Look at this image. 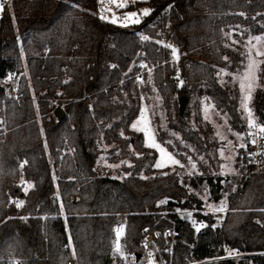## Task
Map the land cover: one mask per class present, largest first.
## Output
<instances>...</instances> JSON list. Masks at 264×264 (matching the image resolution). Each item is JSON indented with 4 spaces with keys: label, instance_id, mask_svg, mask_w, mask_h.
<instances>
[{
    "label": "trees",
    "instance_id": "obj_1",
    "mask_svg": "<svg viewBox=\"0 0 264 264\" xmlns=\"http://www.w3.org/2000/svg\"><path fill=\"white\" fill-rule=\"evenodd\" d=\"M97 6L98 0H11L0 17V80L8 70L17 79L13 99L0 81V264H67L73 256L77 264H141L144 239L158 233L155 246L162 248L164 229L175 240L170 252L160 251V264H264V167L246 176L240 147L237 187L214 225L197 194L203 182L216 201L225 191L209 155L214 130L198 109L193 126L187 105L206 97L232 130H242L245 145L238 89L230 75L220 81L216 72L242 67L241 46L228 34H263L264 0H148L149 15L133 29L102 19ZM166 21L182 47L178 68L155 39ZM142 100L156 139L180 161L173 168L154 167L155 150L131 129ZM250 105L264 125V63ZM102 152L120 165L99 166ZM22 180L32 182L29 190H21ZM176 207L192 209L204 227L196 231ZM119 215L124 258L112 255Z\"/></svg>",
    "mask_w": 264,
    "mask_h": 264
},
{
    "label": "rangeland",
    "instance_id": "obj_2",
    "mask_svg": "<svg viewBox=\"0 0 264 264\" xmlns=\"http://www.w3.org/2000/svg\"><path fill=\"white\" fill-rule=\"evenodd\" d=\"M10 1L11 0H0V4L3 5V8L0 9V11H3L4 7L8 6L10 4ZM147 2H148V0H126L127 6L124 8H118L116 6V4L112 3V0H98L97 12L100 15V17H102V16L107 17L106 20L109 21L110 23H112L111 22L112 15L115 14L118 17V22L112 23L113 25L125 27L128 29H133L134 26L137 25L138 23H135V24L126 23L125 21H123L124 14L126 12H137L139 14L140 10L147 8L145 6V4ZM109 9H111V11H109ZM145 17L146 16L139 15L140 22L143 19H145ZM154 24H155V22L151 23L149 25V27L154 26ZM163 26H164L163 29H159L156 27L157 28V30H156V37L157 38H155V39L157 40L158 43H160L162 46H164L166 49H168L169 59H171L174 66L176 68H178L179 62L181 59L180 55L182 53L181 52L182 47H181L180 43L177 42L171 36L172 30L168 26L167 21L164 22ZM138 34L140 35L141 38L145 37V38H142L141 41L143 39H146V35H144L143 33L138 32ZM238 34L240 35V33H238ZM258 36H264V33L258 34V35L247 34L246 36H244L241 39L238 38L237 36H234L233 34L229 33L228 34V40L230 41L229 43H231V42L233 43V41H236L235 43H238L241 46L240 53L243 57V65L240 69H237V71H234L232 73H229L226 69L220 68V67L217 69V72H216V74L219 76L220 81L226 80V76L230 75L231 84L234 83L236 85V87L238 89L237 111H238L239 118L241 119V121H244V123L246 125H248L249 116H248V113L245 112V110L242 106V95H243V93H242L241 88H240V76L243 74V72H244V70L248 64L249 53H250L252 58H254L257 61H260V63L257 66V71L255 73L254 87H253V90L251 92V99H252L255 88L259 86L260 69H261L262 64L264 63V55H262V56L256 55L257 51L264 53V41H257L256 39H254L255 37H258ZM229 43H226V44L230 45ZM253 46H255V47H253ZM173 48L177 52V58H174L172 55ZM188 55L194 61H197V62L201 61L207 65H210L209 62L207 61V59L203 58L202 54L196 55V54H193L192 52L188 51ZM177 75H178V79L181 81L183 79V76L180 75L179 71L177 72ZM157 99H158V97H156L154 99V101H156ZM251 99L248 101V107L251 109V115L255 121L252 106L250 105ZM186 103H187V100H186ZM186 103H185V105H186ZM196 103H197V106H196ZM196 103L190 101L187 104L190 107V112H191L190 122L193 124V126H196L194 121H193V118H194V114H195L196 110L198 109L200 119L205 121V122H209L212 125V128L214 130L213 138L215 140L216 145H215L214 153H210L209 155H211L212 164L214 166L213 171L215 173V176L221 177L222 187H224L223 189L225 190V191H222V197L216 201L215 199L212 198V195L210 193V187L205 182H203L202 184H200V186H199L200 189H199L197 194L203 203V212H210L213 215V219H215L214 225L218 226L223 221V217H224L225 212H226V207H227V203L225 201L226 194L234 192L236 187H237L236 186V179L239 176V170H238V156H239V154L238 153H239V149H240V147H238L237 145L243 144L242 130L241 131H238L237 129L232 130L229 126V123L226 122V117L224 115H221L220 113H217L214 110L213 106H211L210 102L208 101V99L206 97L199 98ZM51 104L54 105L55 102H51ZM140 108L144 109V115L147 118L149 131L153 135L155 141L158 144H160V146L163 147L168 153H170L175 159H177L171 152H169L156 139L154 129H153V126H152L151 120H150L149 106L146 104V102L144 100L141 101ZM157 113L160 114L161 111L157 110ZM140 116H141V110H140V113L136 116V118L131 122V129L135 132H137V130L134 129L132 127V125L134 122H137L139 120ZM37 126L42 130L39 118L37 119ZM138 127H140V125H138ZM139 132L142 133L144 144H145L144 132L143 131H139ZM237 133L240 135L237 136L236 135ZM221 137H223V139H221ZM145 146H146V144H145ZM148 148H150L151 150H155V152H156L157 157H156V160L154 162V165H155L157 159L161 158V155L157 149H154L151 147H148ZM221 149H224V156L223 157L220 154ZM228 157H231V159H228ZM97 163L99 166L112 167L113 169H116L120 165V163L115 164L113 162L112 163L108 162L107 158L105 156V152H102L98 156ZM176 165H178V164H176ZM221 165H226V167H224L222 169ZM174 166L175 165H173V164H166L163 168H165V167L173 168ZM158 169H161V168H158ZM187 170L185 171V173L190 172L189 169H187ZM162 200L165 201L166 199L161 198L160 200H158V202L162 201ZM221 207L223 208V211H216L215 210V209L221 208ZM174 211L180 217L184 218L185 220H189L191 222V224L193 225V227L195 228V230H196V226H199L201 224L204 225L203 222H199V221L195 220L194 216L192 215L193 214L192 209H189V208L181 209V208L176 207V208H174ZM116 222L117 223L115 225V233H114L115 245L117 242H119V244H120V241L122 239L121 237L123 234V229H124V224H125L124 216H122V215L117 216ZM117 229H119L121 231V235H120L118 241H117V235H116ZM162 232H161V237H163L165 240L164 246L162 248H158L157 246H155V239H156V235H158V233H156L154 235H147L146 238L144 239V244H143L144 248L142 250V258H141L142 263L141 264H148V260H149L148 253L152 254L151 259L153 261V264H160L159 257H158L160 254V251H164L166 253L170 252V250H171L170 246L172 245L173 241L175 240L174 232H173V236H171L170 238L164 237L162 235ZM115 245H114V248H115ZM114 248L112 250L113 256H119L120 258H124L126 256V254H125L124 257H121L119 253L114 251ZM230 255L235 259L240 257V254H238V253L237 254L231 253ZM69 260H75L74 256L71 257L70 259H68V261ZM68 261H67V264H68ZM184 264H198V263L190 261V260L189 261L186 260Z\"/></svg>",
    "mask_w": 264,
    "mask_h": 264
},
{
    "label": "snow or ice",
    "instance_id": "obj_3",
    "mask_svg": "<svg viewBox=\"0 0 264 264\" xmlns=\"http://www.w3.org/2000/svg\"><path fill=\"white\" fill-rule=\"evenodd\" d=\"M112 3L116 4V6L118 8H124L126 7V0H112ZM3 8V5L0 4V9ZM109 11H111V9H109ZM150 12V9L148 8H144L142 10H140L139 14L137 12H126L123 16V21H125L126 23H139V15H143V16H147ZM102 19H106L107 17L102 16ZM111 22L112 23H117L118 22V17L113 14L111 17ZM145 38V37H142ZM254 39H256L257 41H264V36H258L255 37ZM236 41H233V43H235ZM255 47V46H253ZM172 55L174 58H177V52L176 50L173 48L172 50ZM257 56H262L264 55V53L257 51L256 53ZM224 59H227L226 57ZM260 63V61L255 60L254 58H252L251 54L249 53V59H248V64L243 72V74L240 76V88L241 91L243 93L242 95V106L245 110L246 113H248L249 119H248V125L249 127H255V122L254 119L252 118L251 115V109L248 107V101L251 99V92L253 90L254 87V79H255V73L257 71V66ZM143 67V65H142ZM137 79L139 80L140 77H137ZM138 125H140V127H138ZM132 127L134 129H136L137 131H143L144 135H145V144L148 147L157 149L161 155L160 159H157L154 167L156 168H163L166 164H179L180 161L175 159L170 153H168L163 147L160 146V144H158L153 135L150 133L149 128H148V122H147V118L144 115V109H141V116L139 118V120L137 122H134ZM259 132L264 134V125H259ZM121 135H123V133H121ZM237 136H239L240 134H236ZM249 135H251V133H249ZM221 139H223V137H221ZM252 143H255V140L251 141ZM230 143V142H229ZM238 147H245V145L240 144L237 145ZM220 154L223 157L224 156V149L220 150ZM140 154H137V156H139ZM249 155H253L252 153H249ZM228 159H231V157H228ZM189 161L191 162V158H189ZM24 163L26 162H22L21 163V168L23 167ZM118 166V165H117ZM196 167V165L193 163L192 164V168L194 169ZM224 167H226V165H221V168L223 169ZM22 184H27V182L25 181H21ZM30 186V185H28ZM11 202V201H10ZM166 201H159L158 203L162 204L165 203ZM23 202H17L16 206L20 207L21 204ZM223 203V202H222ZM216 211H223V208H217L215 209ZM200 227H204L203 224L196 226V230L199 231ZM116 235H117V241L119 240V237L121 235V231L119 229L116 230ZM69 243H71V241H69ZM114 251L119 253L121 257L125 256V253L122 251L121 246L119 244V242L116 243ZM151 253H148V264H153V261L151 259Z\"/></svg>",
    "mask_w": 264,
    "mask_h": 264
},
{
    "label": "built area",
    "instance_id": "obj_4",
    "mask_svg": "<svg viewBox=\"0 0 264 264\" xmlns=\"http://www.w3.org/2000/svg\"><path fill=\"white\" fill-rule=\"evenodd\" d=\"M3 16V11H0V17ZM1 85L3 86L5 96L8 99L16 98L15 90L17 85L16 74L14 70H8L1 78ZM1 111V107H0ZM255 122V127L246 126L243 137L245 138V173L246 176L257 175L264 167V134L259 132L260 123ZM251 133V135H249ZM255 140V143L251 141ZM252 153L253 155H249ZM164 237L170 238L173 236V231L164 229L162 232ZM76 264L75 260H69L68 264Z\"/></svg>",
    "mask_w": 264,
    "mask_h": 264
},
{
    "label": "water",
    "instance_id": "obj_5",
    "mask_svg": "<svg viewBox=\"0 0 264 264\" xmlns=\"http://www.w3.org/2000/svg\"><path fill=\"white\" fill-rule=\"evenodd\" d=\"M187 98L186 97H181L178 99V107H179V113L182 114L184 109H185V103H186ZM54 114L58 119H61L64 117L65 112L62 110L59 106L55 107L54 109Z\"/></svg>",
    "mask_w": 264,
    "mask_h": 264
},
{
    "label": "crops",
    "instance_id": "obj_6",
    "mask_svg": "<svg viewBox=\"0 0 264 264\" xmlns=\"http://www.w3.org/2000/svg\"><path fill=\"white\" fill-rule=\"evenodd\" d=\"M25 182H27V184H23L22 185V188H21L22 191L29 190L31 188V186H32V182H30V181H25ZM28 184L30 186H28Z\"/></svg>",
    "mask_w": 264,
    "mask_h": 264
}]
</instances>
